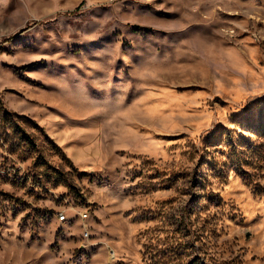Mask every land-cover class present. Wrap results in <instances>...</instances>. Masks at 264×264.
<instances>
[{
	"label": "rangeland",
	"instance_id": "obj_1",
	"mask_svg": "<svg viewBox=\"0 0 264 264\" xmlns=\"http://www.w3.org/2000/svg\"><path fill=\"white\" fill-rule=\"evenodd\" d=\"M0 264H264V0H0Z\"/></svg>",
	"mask_w": 264,
	"mask_h": 264
},
{
	"label": "built area",
	"instance_id": "obj_2",
	"mask_svg": "<svg viewBox=\"0 0 264 264\" xmlns=\"http://www.w3.org/2000/svg\"><path fill=\"white\" fill-rule=\"evenodd\" d=\"M80 215H81L82 218H85L87 216L86 213H80ZM64 217H65L64 214L60 215V219H63Z\"/></svg>",
	"mask_w": 264,
	"mask_h": 264
}]
</instances>
